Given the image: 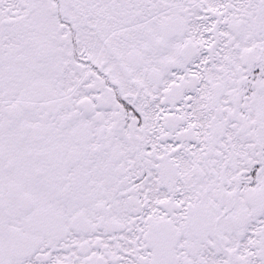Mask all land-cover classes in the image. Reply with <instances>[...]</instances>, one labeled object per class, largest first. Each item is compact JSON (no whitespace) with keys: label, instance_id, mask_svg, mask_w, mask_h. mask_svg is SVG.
<instances>
[{"label":"snow or ice","instance_id":"1","mask_svg":"<svg viewBox=\"0 0 264 264\" xmlns=\"http://www.w3.org/2000/svg\"><path fill=\"white\" fill-rule=\"evenodd\" d=\"M0 264H264V0H0Z\"/></svg>","mask_w":264,"mask_h":264}]
</instances>
